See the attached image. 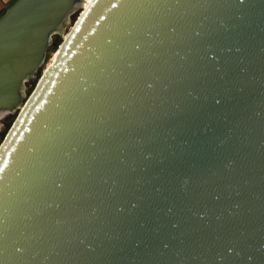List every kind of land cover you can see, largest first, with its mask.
Returning a JSON list of instances; mask_svg holds the SVG:
<instances>
[{
    "label": "water",
    "instance_id": "1",
    "mask_svg": "<svg viewBox=\"0 0 264 264\" xmlns=\"http://www.w3.org/2000/svg\"><path fill=\"white\" fill-rule=\"evenodd\" d=\"M16 112L0 264H264V0H14Z\"/></svg>",
    "mask_w": 264,
    "mask_h": 264
},
{
    "label": "rangeland",
    "instance_id": "2",
    "mask_svg": "<svg viewBox=\"0 0 264 264\" xmlns=\"http://www.w3.org/2000/svg\"><path fill=\"white\" fill-rule=\"evenodd\" d=\"M78 13H76V15L74 14L72 16V21H74L76 19V17L78 16L77 15ZM61 40H62V36H58L56 39H54L53 44L51 45V47L49 48L48 50V54L46 55L47 56V59H46V64L47 65L50 60H51V57H53L52 54L55 53V51L57 50V48L59 47L60 43H61ZM45 67V66H44ZM42 69V68H41ZM43 69L40 70L37 74V78L36 79H32L30 80L29 82H27V89H26V93L27 94H30V92L33 90L36 82H37V79L38 77L41 75ZM17 112L14 113V114H10L8 115L7 117H5L3 120H2V130L0 132V142L3 140L4 138V135L6 134V132L8 131L9 127L11 126L13 120L15 119V116H16Z\"/></svg>",
    "mask_w": 264,
    "mask_h": 264
},
{
    "label": "crops",
    "instance_id": "3",
    "mask_svg": "<svg viewBox=\"0 0 264 264\" xmlns=\"http://www.w3.org/2000/svg\"><path fill=\"white\" fill-rule=\"evenodd\" d=\"M14 0H0V15L6 10V8L12 4Z\"/></svg>",
    "mask_w": 264,
    "mask_h": 264
}]
</instances>
